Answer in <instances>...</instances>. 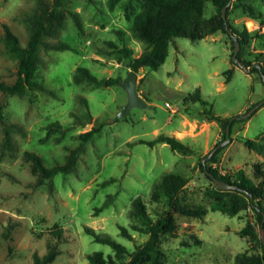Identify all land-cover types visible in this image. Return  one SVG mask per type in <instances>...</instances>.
<instances>
[{"label": "rangeland", "instance_id": "374dc122", "mask_svg": "<svg viewBox=\"0 0 264 264\" xmlns=\"http://www.w3.org/2000/svg\"><path fill=\"white\" fill-rule=\"evenodd\" d=\"M37 3L0 0L1 81L12 83L17 76V61L5 52L1 40L3 24L26 45L29 33L23 18ZM227 3L228 24L238 30L245 26L253 36L241 58L256 61L255 54L264 52L262 39L255 38L264 31V0H186L177 24L200 21L205 35L196 40L175 37L158 69L140 67L136 88L149 105L133 107L126 116L113 120L127 100L118 81L96 85L86 79L74 81L73 73L77 66H84L100 79L127 75L129 57L121 47L131 48L133 56L146 47L131 30L140 3L62 0L63 25L56 34L44 35L37 50L35 79L42 88L26 89L23 94L0 90V264H31L34 252L42 255L54 244L58 253L50 264H92L86 254L93 251L110 256L115 264L123 263L127 254L116 256L110 245L95 241L85 226L134 249L147 235L130 227L132 200L141 196L149 209H160L159 204L150 202L149 193L165 171L187 178L178 193L185 203L208 208L201 218L173 211L176 230L162 241L165 260L232 264L238 253L261 252L259 244L237 233L253 219L252 211L228 215L210 209V198L203 191L210 180L199 166L203 159L222 174L232 175L243 168L250 176L256 164L264 166V157L239 139L240 135L257 138L264 131V84L251 65L244 64V69L231 61V39L216 24L220 8ZM59 41L68 47L48 46ZM229 67L234 70L226 80ZM196 88L202 100L187 96ZM261 101L246 120L233 123L231 140L209 161L207 153L224 137L221 123L208 120L204 110L211 109L225 119L245 113ZM5 126L10 131L9 141ZM92 127L98 130L83 141L79 134ZM159 134L177 137L190 150L178 152L165 142H146ZM79 145L82 149L71 170L58 172L41 184L36 182L26 150L39 154L46 166H53L65 163L70 149ZM121 226L128 229L130 238L121 234Z\"/></svg>", "mask_w": 264, "mask_h": 264}, {"label": "trees", "instance_id": "16d2710c", "mask_svg": "<svg viewBox=\"0 0 264 264\" xmlns=\"http://www.w3.org/2000/svg\"><path fill=\"white\" fill-rule=\"evenodd\" d=\"M36 9L25 15L23 20L28 29V39L26 45H21L18 36L11 31L7 24H3L4 34L1 37L5 52L17 61V76L14 82L6 83L0 80V90L7 94H23L26 89L42 88L35 79V70L38 63L37 50L42 42L44 35H54L63 25L65 17L62 8V0H53L48 3L45 0H37ZM140 3V9L133 15L131 30L134 37L144 42L146 47L138 56H133V50L127 46H122L121 51L129 57V66L132 70L138 71L140 67L146 66L150 70H156L163 63L167 54L168 46L175 37H185L193 40L202 38L205 30L200 21L190 20L182 24H177L181 14L182 7L186 0H137ZM222 8V7H221ZM221 8L217 15V28L231 39L232 48H234V38L239 41V49L236 52V58L242 64L251 65V71L259 72L261 80L264 79L260 73L264 74V52L255 54L256 61H245L241 58L242 49L248 45L253 36L243 26L242 30L232 27L227 22V14L221 16ZM228 9V8H227ZM227 11V10H226ZM122 33L121 31H118ZM231 32V33H230ZM255 38H261L264 45V31L258 32ZM50 48L63 49L68 44L62 41L48 44ZM233 52L231 53V55ZM234 64L237 62L231 58ZM234 68L229 67L225 70L226 80L232 75ZM86 79L96 85L103 82L115 83L121 78L111 77L110 79H100L90 72L84 66H77L73 73V80L79 81ZM193 101L202 100L200 91L196 88L187 95ZM187 97V98H188ZM264 104V103H263ZM252 105H255L253 103ZM250 108V107H249ZM248 108V109H249ZM247 109V110H248ZM204 113L208 120L220 122L223 128V137L225 138V128L229 118H221L211 111L205 109ZM3 118V112L0 108V119ZM244 119L234 118L230 122V129L234 122ZM52 126H58V123H52ZM14 124H10V127ZM98 128L92 127L83 131L79 137L83 141L88 140ZM8 127H4L6 141L10 140ZM244 146L254 150L264 157V131L260 137L250 138L239 136ZM149 145L157 142L167 143L173 150L178 152L189 151L190 147L184 144L180 139L173 135L159 134L152 140L146 141ZM220 142V141H219ZM218 143V142H217ZM215 143V145L217 144ZM214 145V146H215ZM224 146L219 147L212 155L209 161L216 159L217 153ZM82 149V145L70 149L65 163H57L53 166H46L39 154L26 150L25 156L32 161L31 171L37 174V183L41 184L45 179H52L58 172H67L71 170L77 159V153ZM210 151V150H209ZM208 154V153H207ZM207 156V155H206ZM200 170L210 180L207 186L203 187L204 194L210 198V209L219 210L228 215H235L246 209L252 211L253 219L247 220L245 224L237 231L241 236L246 237L248 242H256L261 247V252L247 253L246 251L238 253L232 264H264V247L260 240V235L264 236V166L256 164L254 166L253 176L245 173L243 168L237 169L232 175L222 174L216 167L207 164L203 159L199 162ZM206 168L217 177L228 181L232 188L219 189L212 182L205 172ZM187 182V178L174 171L163 172L150 188L149 200L152 203L159 204L161 208L154 207L149 209L141 196L133 198L131 207L128 211L131 218L130 227L147 235V238L137 244L134 249L129 250L108 234H101L93 227L85 226V231L92 235L95 241L106 243L115 251L116 256L128 255V259L121 264H179L165 260L162 241L168 235L175 234L176 222L173 211H178L187 216L201 218L205 216L208 208L202 204L190 205L185 203L182 197L178 196ZM121 234L130 238V233L125 226L120 227ZM58 234L60 230L56 231ZM58 253L56 245H51L47 251L39 255L33 253L31 264H50ZM86 258L92 264H115L114 260L108 256L104 257L101 251H93L86 254Z\"/></svg>", "mask_w": 264, "mask_h": 264}, {"label": "water", "instance_id": "95a60500", "mask_svg": "<svg viewBox=\"0 0 264 264\" xmlns=\"http://www.w3.org/2000/svg\"><path fill=\"white\" fill-rule=\"evenodd\" d=\"M228 4L229 3H227L226 5H223L221 8V16H223V17L225 16ZM232 37L234 38V48H233L232 59H234L237 62V64L240 65L242 68L247 69L246 66L244 64H242L239 59L236 58V52L239 49V41L235 38L234 35H232ZM260 73L264 79L263 72L260 71ZM136 80H137V71L130 69L128 71L127 75L117 82L126 91L127 100L123 104V106L120 108V110L115 114L113 120H116L120 117L126 116L127 114H129L131 108H133V107H145V106L149 105V103L142 96V94L138 92V89L136 88ZM263 101L256 103L255 105L251 106L245 113L236 114V115H233L232 117H230L228 123L226 124V128H225V138L222 141L218 142L208 152L207 157L212 155L219 147L223 146L224 144H226L227 142H229L231 140L230 122L234 118L243 119V118L248 117L256 109V107H258L260 104L263 103ZM204 169H205V172L207 173V175L212 180V182L216 184L217 188L229 189V188L233 187V185H231L228 181L217 177L212 172L208 171L206 168H204ZM260 240H261L263 247H264V236L263 235H260Z\"/></svg>", "mask_w": 264, "mask_h": 264}, {"label": "built area", "instance_id": "2783aa9c", "mask_svg": "<svg viewBox=\"0 0 264 264\" xmlns=\"http://www.w3.org/2000/svg\"><path fill=\"white\" fill-rule=\"evenodd\" d=\"M165 104H166L167 106H169V103H168V102H166Z\"/></svg>", "mask_w": 264, "mask_h": 264}, {"label": "crops", "instance_id": "0c3cea01", "mask_svg": "<svg viewBox=\"0 0 264 264\" xmlns=\"http://www.w3.org/2000/svg\"><path fill=\"white\" fill-rule=\"evenodd\" d=\"M245 106H246V105H244L243 108H244ZM243 108H242V109H243ZM242 109H241V110H242ZM241 110H239V112H240Z\"/></svg>", "mask_w": 264, "mask_h": 264}]
</instances>
